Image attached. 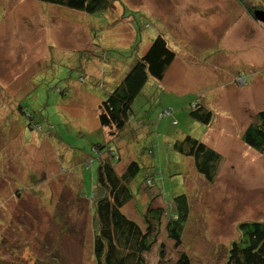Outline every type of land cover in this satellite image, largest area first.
I'll return each mask as SVG.
<instances>
[{
	"label": "rangeland",
	"instance_id": "1",
	"mask_svg": "<svg viewBox=\"0 0 264 264\" xmlns=\"http://www.w3.org/2000/svg\"><path fill=\"white\" fill-rule=\"evenodd\" d=\"M231 7L227 0H116L89 15L0 0V201L8 206L2 229L14 227L19 237L17 256L0 251L7 264H35L34 254L39 264H94L90 199L98 161L91 149L98 144L119 152L118 173L128 161L139 164L122 213L143 229L149 207L187 197L181 246L168 240L164 217L145 255L149 264L157 263L160 245L170 264L181 252L192 264H225L237 225L264 223V159L239 137L264 109V25L249 19L242 27L243 9ZM158 35L176 57L133 102L142 125L128 124L108 143L98 105ZM192 104L212 112L208 126L189 117ZM165 108L172 115L158 120ZM186 136L221 155L214 183L174 151ZM146 180L152 186L144 189Z\"/></svg>",
	"mask_w": 264,
	"mask_h": 264
},
{
	"label": "trees",
	"instance_id": "2",
	"mask_svg": "<svg viewBox=\"0 0 264 264\" xmlns=\"http://www.w3.org/2000/svg\"><path fill=\"white\" fill-rule=\"evenodd\" d=\"M32 1L93 15L108 11L116 0ZM236 1L243 6L251 18H253V11L264 10V4L258 0ZM175 57L176 54L168 47L165 38L161 35L156 36L144 54L135 59L119 84L98 105V123L106 131L108 143H114L128 124H137V127L142 125V121L137 122L135 118L132 104L141 95L149 77L158 81L163 79ZM191 108L188 115L192 120L205 126L211 123L213 115L209 109L195 104H192ZM164 111H168L169 115H164ZM172 113L171 109L165 108L158 112L157 118L158 120L169 118ZM171 123L175 125L176 121ZM241 141L264 159V109L258 111L254 120L245 127L241 134ZM173 149L182 156L192 158L196 172L203 176L207 183H214L222 159L217 151L191 136L176 141ZM91 151L98 161L96 189L90 199V209L93 210L94 217L92 240L94 264H149L145 255L157 243V234L163 225L164 217H167L164 226L167 238L175 248H179L182 244L185 224L189 218L187 197L180 195L169 205L149 207L143 216V229L122 213V208L132 199L129 184L139 173V164L132 160L128 161L122 168V172L118 173L115 162L121 159L119 152L102 144L93 145ZM150 186L152 181L146 180L144 189ZM17 196V200L21 198V195ZM4 202L6 201L2 203L0 201V251L8 253L18 249L15 243L19 237L13 230L14 227L7 234L2 229L5 225L2 218H8L6 212L2 213L3 210L8 209ZM237 232L239 236L231 243L225 264H264V223L256 221L239 223ZM12 255L17 256L15 252ZM34 257L35 264H39L38 260L42 259H39L36 254ZM6 261L0 257V264H7ZM156 264H170L165 257L163 245L159 246ZM173 264L192 263L189 256L181 252Z\"/></svg>",
	"mask_w": 264,
	"mask_h": 264
},
{
	"label": "crops",
	"instance_id": "3",
	"mask_svg": "<svg viewBox=\"0 0 264 264\" xmlns=\"http://www.w3.org/2000/svg\"><path fill=\"white\" fill-rule=\"evenodd\" d=\"M227 3L230 4V8H232V7H231V6H232V3H237V4L243 9L242 11H244V12H241L240 15H239V20H240V22H241V26H242V27H245V28H246V27L249 25V23H250L249 21H252V20H249V19H253V20H255L254 18H246V17H245V14H244V13H246L247 15H248V13L245 11V9L243 8V6H242L239 2H237L236 0H227ZM248 16H249V15H248ZM249 17H250V16H249ZM255 21H256V20H255ZM258 23H259V22H258ZM172 63H173V62H172ZM172 63H171V64H172ZM168 68H169V67H168ZM246 83H247V81H246ZM248 124H249V123H248ZM248 124H247V125H248ZM132 125L134 126V128H137V126H136L137 124H135V125L132 124ZM247 125H246V126H247ZM246 126H243V127H242L243 129H241V133H239V134H240V135H239L240 139H241V134H242V132H243V130L245 129ZM133 130H134V129H133ZM226 145L229 146V147H231L232 144H231V142L228 141V142L226 143ZM209 147L212 148V149H214V148L211 147V146H209ZM214 150H215V149H214ZM215 151H217V150H215ZM217 152H218V151H217Z\"/></svg>",
	"mask_w": 264,
	"mask_h": 264
},
{
	"label": "water",
	"instance_id": "4",
	"mask_svg": "<svg viewBox=\"0 0 264 264\" xmlns=\"http://www.w3.org/2000/svg\"><path fill=\"white\" fill-rule=\"evenodd\" d=\"M253 18L264 25V10H255L253 11Z\"/></svg>",
	"mask_w": 264,
	"mask_h": 264
},
{
	"label": "built area",
	"instance_id": "5",
	"mask_svg": "<svg viewBox=\"0 0 264 264\" xmlns=\"http://www.w3.org/2000/svg\"><path fill=\"white\" fill-rule=\"evenodd\" d=\"M163 114L164 115H169V112L168 111H164Z\"/></svg>",
	"mask_w": 264,
	"mask_h": 264
}]
</instances>
